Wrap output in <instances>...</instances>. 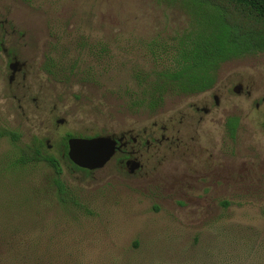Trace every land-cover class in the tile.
<instances>
[{
	"label": "rangeland",
	"instance_id": "rangeland-1",
	"mask_svg": "<svg viewBox=\"0 0 264 264\" xmlns=\"http://www.w3.org/2000/svg\"><path fill=\"white\" fill-rule=\"evenodd\" d=\"M194 21L188 0H0V127L21 133L0 138V264H264V51L222 64L221 105L200 126L181 119L205 93L135 102L156 47ZM10 55L27 63L12 83ZM240 81L244 93L232 90ZM230 114L242 121L233 140ZM126 127L181 145L144 148L135 175L114 160L78 169L64 154L69 133ZM37 139L63 156L79 203L58 199L49 164L9 166Z\"/></svg>",
	"mask_w": 264,
	"mask_h": 264
},
{
	"label": "trees",
	"instance_id": "trees-1",
	"mask_svg": "<svg viewBox=\"0 0 264 264\" xmlns=\"http://www.w3.org/2000/svg\"><path fill=\"white\" fill-rule=\"evenodd\" d=\"M188 1L193 4L195 14L193 28L175 41L156 47L155 65L141 75L142 90L137 104L155 109L168 95L206 90L217 81L224 62L264 51V0ZM72 135L67 134L63 141L67 157V140ZM1 137H10L17 144L21 133L0 127ZM62 159L63 156L49 150L43 139H37L32 144L17 145L9 166L27 169L41 162L49 164L55 170L52 183L58 199L65 204L79 203L72 188L62 179Z\"/></svg>",
	"mask_w": 264,
	"mask_h": 264
},
{
	"label": "flooded vegetation",
	"instance_id": "flooded-vegetation-1",
	"mask_svg": "<svg viewBox=\"0 0 264 264\" xmlns=\"http://www.w3.org/2000/svg\"><path fill=\"white\" fill-rule=\"evenodd\" d=\"M8 61H9V68L11 69V73L9 75V81L10 83H12L17 78L18 74L24 72L27 63L25 61H21L16 55L14 56L10 55ZM217 82L218 81H216L212 87L197 92L198 94L199 93L200 94L205 93V94H203L202 99H200L201 101L197 100V101H192L190 103L189 108H192L193 110L184 111L181 120H183L184 118L195 119V121H197V125L200 126L204 122V119L209 114L216 111V108H218L221 105V97H222V95L218 91V87L215 89ZM232 90L236 93H241V92L244 93L245 90H244L243 82L240 81L236 83L232 87ZM247 93L250 94L251 91L248 90ZM257 105L259 106V103H257ZM241 123L242 121L238 114H230L223 119L224 131L226 132V135L230 137L232 140L237 138L238 132L241 128ZM155 125L158 126V123H155ZM161 128L164 131H168L169 129L166 124L162 125ZM178 131H180V129H177V132ZM101 135H107L116 141L115 153L113 154L111 159L105 164V166L109 165L114 160L115 163L118 166H120V168L124 169L126 173L129 175H135L144 168L145 163L142 160L144 148L150 149L153 145L156 144H157V148H159L160 144H163L164 141H170L172 145L173 144H177L178 146L181 145V138L179 135L178 136H175L174 134L167 135L166 133L158 135L155 130H150L149 132L148 127H145L143 131H139V132H136L135 128L132 127L114 129L113 131H110L107 134H101ZM183 147L186 146H184L183 144ZM188 148L189 146H187V149ZM68 150H69V146H68ZM68 150H67V154H68ZM71 162L73 161L71 160ZM78 167H79L78 169H82L86 171L95 170V169L83 168L80 166Z\"/></svg>",
	"mask_w": 264,
	"mask_h": 264
},
{
	"label": "water",
	"instance_id": "water-1",
	"mask_svg": "<svg viewBox=\"0 0 264 264\" xmlns=\"http://www.w3.org/2000/svg\"><path fill=\"white\" fill-rule=\"evenodd\" d=\"M68 146V155L76 165L99 169L104 167L115 153L116 141L107 135L72 136L68 139Z\"/></svg>",
	"mask_w": 264,
	"mask_h": 264
}]
</instances>
